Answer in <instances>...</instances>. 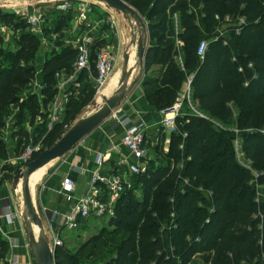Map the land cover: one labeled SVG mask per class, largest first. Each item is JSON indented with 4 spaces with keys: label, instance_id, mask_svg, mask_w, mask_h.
Instances as JSON below:
<instances>
[{
    "label": "trees",
    "instance_id": "obj_1",
    "mask_svg": "<svg viewBox=\"0 0 264 264\" xmlns=\"http://www.w3.org/2000/svg\"><path fill=\"white\" fill-rule=\"evenodd\" d=\"M123 1L131 4L148 25L151 43L145 74L153 66L162 69L160 80L149 81L151 77L144 80L150 104L159 112L171 108L187 77L194 75V103L226 129L191 115L185 107L186 115L176 120L177 131L172 133L169 151L164 153L158 146L154 151L162 154L160 162H150L144 175H132L134 188L124 193L116 204L115 217L110 221L122 235L109 239L99 236L98 246H92L94 251L88 257H83L85 249L73 254L64 246L59 247L54 252L55 264H178L168 259L170 246L178 253L180 264H191L197 257L204 264H264V178L262 189L252 185V172L240 165L234 149L235 139L240 138L247 159L254 168L259 165L264 169V135L260 132L264 129V0ZM175 15L181 26L178 36ZM217 15L222 20L227 15L235 20L244 17L246 25L240 35L232 34L227 44L222 39L210 40L201 60L198 46L207 40L204 33L212 34L216 30ZM59 19V24L65 26L70 22V17ZM176 38L184 43L181 49L184 71L176 60ZM2 40L0 36V127H3V115L11 106H20L47 119L45 110L58 92L57 74L73 73L77 50L58 44L60 51L49 56L43 66L41 98L35 94L22 101L23 92L37 76L41 38L25 31L15 51L2 50ZM98 46L101 43L96 41L92 47L91 70L78 77L77 83L86 81V87L78 101L69 102L66 120L93 100L95 89H89L90 79L96 74ZM250 64L253 69L249 68ZM240 67L244 69L242 73ZM155 84L160 87L149 91ZM235 125L239 135L231 130ZM61 128L58 124L46 133L45 150L66 134L58 133ZM7 158L0 140V159ZM182 161L184 176L189 180L186 186L179 180L177 168ZM24 167L20 165L19 169ZM200 187L212 192L207 209L197 207ZM138 188L142 189L140 200L134 197ZM169 225L170 233L162 238L158 230ZM10 251V243L0 233V263H7Z\"/></svg>",
    "mask_w": 264,
    "mask_h": 264
},
{
    "label": "rangeland",
    "instance_id": "obj_2",
    "mask_svg": "<svg viewBox=\"0 0 264 264\" xmlns=\"http://www.w3.org/2000/svg\"><path fill=\"white\" fill-rule=\"evenodd\" d=\"M76 0H73L75 2ZM87 1V0H86ZM33 2V1H31ZM54 1L50 2H36L37 4L34 5L35 10H41L43 14V33L41 34L40 38L42 41V45L39 47L38 56L36 60V66H40L43 63H45L46 59L53 55L55 52H59V46L58 44H65L67 45V42H73L78 41L79 37L74 36L76 34H72L70 31H72L74 24L75 16L71 13V11H64L62 6L60 4H54ZM89 2L90 5V11L91 13L96 11L98 8H104L108 9L110 13L112 14L113 19L116 20V25L119 27V24L121 26V30L125 29L126 35L129 37L130 33H136L137 29L134 24H130L124 17L117 13L114 10H110L105 4H100L97 2ZM97 3V4H95ZM23 2L19 0H0V25L8 28V37L5 40H2L1 49L7 50V51H15L17 49V45L20 42V38L22 33L31 32V29L28 27V24L26 20L21 17V10L23 7ZM130 6H132L130 4ZM133 7V6H132ZM134 8V7H133ZM99 10V9H98ZM229 16V15H227ZM226 16V17H227ZM59 17H70V22L68 25L65 26V24H59ZM106 17V16H105ZM225 17V18H226ZM230 22L233 21L234 17L231 16ZM224 18V20H225ZM105 19V18H104ZM222 19V18H221ZM235 20V19H234ZM223 21V20H222ZM119 22V24H118ZM106 26H110L105 24ZM238 24L231 25L229 24H223L220 23L216 30L212 34H208L207 32L204 33L207 35L206 41H212L215 40L217 37H220L222 40L227 41L231 39L232 34H236L235 30L237 28ZM70 30V31H69ZM123 32V31H122ZM204 35V36H205ZM130 38V37H129ZM209 38V39H208ZM106 41L101 43V46L106 45ZM129 41V40H128ZM130 43V42H127ZM210 43V42H209ZM108 44V42H107ZM72 46V45H71ZM103 47V48H104ZM41 57V58H40ZM43 57V60H42ZM95 66V64H93ZM123 65H118L115 72L112 75V80L108 87H106L101 93H97L94 90L93 100L87 104V106L81 110L76 116H74L70 120H66L64 117H62V122L60 123L62 125V128L58 131L60 132H67L69 128L73 127L77 122L80 120L94 114L97 110H99L103 105L104 101L102 99V96L109 95L110 92L114 87H116L119 83V75L115 76L116 73H118V69L120 68V71L122 70ZM155 71H149L148 73L143 75L141 77L140 81L143 82L141 84L144 85V80L146 77L149 81L156 82L161 79L162 75H160V68H156ZM137 73V72H135ZM131 79V82L134 81V75ZM63 78L67 77L70 73H64L62 72ZM94 75V74H93ZM96 75V74H95ZM94 75V77H95ZM149 75V76H148ZM115 76V77H114ZM114 77V78H113ZM122 78V74H121ZM147 79V78H146ZM91 81V79H90ZM89 81V82H90ZM92 86L90 85L89 90H93V80L91 81ZM86 81L82 82L79 87H71L69 91L71 90L72 95L70 96V102L78 101L81 97V91L86 87ZM160 87V84H155L152 86V88H149V91H153L156 88ZM147 92V89H145V93ZM110 97V96H109ZM109 99V98H107ZM46 111V110H45ZM47 112V111H46ZM48 113V112H47ZM235 114V113H234ZM238 115L235 114V120H237ZM3 121V127H0V140L4 144V147L8 153V160H2L0 159V170L4 169L7 170L6 174L3 176H0V200L1 204H4V207H11V211L13 214H16L17 220L15 225V230L20 231L22 236H24V241L27 251V255L24 258L25 264H36L35 259L33 257L31 248L29 246L28 238L25 234V226H24V220H23V195H22V189L21 187L18 188L17 191H14L13 185H14V178L17 175L18 171L20 170V165L16 163H11L10 160L17 159L18 156L22 154V152L29 146L33 148H37V151L35 155H39L41 152L45 150V146L43 144L44 136L49 131L48 125H49V116L47 119L41 118L40 114L35 115L33 113H30L27 110H22L20 106L11 107L7 114H4L2 117ZM47 127V128H46ZM47 129V130H46ZM232 130H238L237 125H235V128ZM239 131V130H238ZM244 132V131H242ZM236 135H239V133L234 132ZM261 137V136H260ZM258 137V139H262ZM238 139V138H237ZM240 139V138H239ZM236 140V139H235ZM153 142H149V145H152ZM161 148L162 146H165V143L160 144ZM150 148V147H149ZM166 148V147H165ZM155 148L152 150V156H160L162 154H155ZM154 151V153H153ZM34 155V156H35ZM158 156V157H159ZM186 160V159H185ZM247 162V166L249 171L252 172V176L254 179V182L251 181L252 185H257V189H260L263 187L261 185L262 178H264V169H261L262 166H259L254 168L253 163L250 159H245ZM239 161V160H238ZM240 163V161H239ZM184 164V161L180 162L178 168L179 170V180H182L183 185H188L185 183V180L188 179V177L184 176V168L182 167ZM263 165V164H262ZM44 173L49 177V168H43L39 172H37L32 178H31V191L33 194L35 205L38 209V211L42 214L41 210V204L40 199L42 197V182L40 183ZM40 183V184H39ZM39 184V185H38ZM134 188V185L132 183V188ZM200 198L197 201V207L198 209H207L208 203L212 200V196L210 195V192L206 189L199 190ZM134 197L137 200L142 199V189L138 188L134 192ZM155 200V199H154ZM174 202V198H171V203ZM175 215V214H174ZM172 217V215H171ZM174 218V217H172ZM57 229H60L57 228ZM2 231V230H1ZM1 235L3 232H1ZM5 231V230H4ZM171 227L169 226H162L158 233L162 238H166V235L170 233ZM36 235L38 233L35 230ZM122 231L114 226H112V222L108 217H102L95 220H91L90 222L84 223L82 222V227L78 231L70 232L66 229H63L61 231L60 237L62 238V241L64 243V248L73 254H78L82 249H85L86 252L83 254V257H88L91 253H93L92 246L97 245L96 239L99 236H104L105 239H109L111 237H115L116 234L122 235ZM48 236V233H47ZM51 240H49L50 242ZM95 247V246H93ZM168 259L176 261V263L180 264L179 255L175 251L174 247L170 246L167 251ZM7 261V259H6ZM5 263V262H4ZM0 263V264H4ZM191 264H204L203 261L197 257Z\"/></svg>",
    "mask_w": 264,
    "mask_h": 264
},
{
    "label": "built area",
    "instance_id": "obj_3",
    "mask_svg": "<svg viewBox=\"0 0 264 264\" xmlns=\"http://www.w3.org/2000/svg\"><path fill=\"white\" fill-rule=\"evenodd\" d=\"M23 2V7L20 12L21 17H23L28 27L31 29L32 33L41 36L43 33V12L41 10H35L34 5L36 2L31 1H21ZM62 8L64 11H73L74 10V24L77 27L83 26L90 20L91 9L89 2L86 0H62ZM218 23L223 24H231L235 25L238 24L235 32L236 35H240L242 32V28L246 25V19L244 17H240L237 20L230 22L231 17L227 16L225 20L222 21L219 15L215 18ZM175 20V31L176 36L181 31V26L179 23L178 15L174 16ZM110 25L112 34L114 36H118L119 30L118 26L116 25L115 19H110L108 22ZM8 34V28L0 25V35L5 36ZM221 39L217 37L215 41ZM95 38L89 35L84 36L82 39L78 41L75 45V49L78 52L77 59L74 64V69L72 75L64 81L63 84H60V87L65 86L69 82H75L79 75L84 71H90L92 66V47L95 45ZM227 44V41H224ZM184 47V43L176 38V50H177V63L184 71V63L183 57L181 53V49ZM209 48V42L204 40L200 42L197 55L198 57L203 60ZM120 60V53L119 51H114L110 49H104L98 52L96 57V66L95 71L96 75L93 81V88L97 93H101L108 85L111 77L114 73V70ZM250 69H253V64L249 65ZM239 71L242 73L244 69L242 67L239 68ZM63 76L57 74V79H61ZM193 80L194 75H189L187 77V81L184 84V87L178 96L175 104L168 109L162 110L160 112L161 116L163 117L162 125L163 127L174 133L177 131V124L176 120L179 117H183L186 114L184 113L185 107L188 108L191 115H194L198 118L204 119L215 124L217 127L224 128L219 122L215 119L211 118L206 113L199 110L198 106L193 101ZM75 86H78L74 84ZM247 86V84H245ZM38 89H42V86L37 85ZM38 93V92H35ZM65 104L59 102L56 99L54 102L51 103V106L48 108V116H49V131L53 130L54 127L62 122L63 114L65 113ZM111 119L119 120V112L113 111ZM232 130V129H231ZM236 133H239L238 130H232ZM264 135V129L260 131ZM187 135H184L186 138ZM122 144L124 148L130 153V156L134 160V163L128 162L127 159H124L121 162V165L127 166L128 170L121 172L120 170L116 169H109L108 172H104V164H105V157L99 155L97 157V169L93 172L91 177V187L87 194L80 198H75V191L76 185L73 179L69 176L65 177L61 183L59 193L62 194L66 201L68 202V210L66 212H59L57 210L53 211L54 217H60V221L57 227V220L53 219L48 224V240H51L50 247L55 252V250L59 247H63L64 243L62 238L59 234L63 229H66L70 232L78 231L81 226L82 222H90L91 220H95L102 217H108L109 219L115 217V207L120 199V197L126 193L127 191L131 190L132 188V175H144L148 172L150 168V162L155 160L154 156H152V150L159 146L158 142L155 141L152 145H149L148 139H146V135L144 131L140 130L139 128H132L129 129L122 139ZM150 147V148H149ZM181 149L184 147L181 146ZM234 149L236 153L237 160L240 161V165L244 168L248 169V164L246 162V154L243 151V142L241 139H236L234 141ZM37 151V148H33L31 146L27 147L17 159L10 160L11 163H16L19 165H27L28 163L32 162L34 159V155ZM154 152V151H153ZM168 152V150H166ZM8 160V159H7ZM238 161V162H239ZM183 167V166H182ZM180 168V167H177ZM6 172L4 169L0 170V176L5 175ZM254 182V180L252 181ZM186 184H189V180H185ZM252 184V183H251ZM261 187L260 189H262ZM203 187H200L199 190H203ZM210 192V191H209ZM212 196V192H210ZM262 196V193H258V197ZM259 202V198L257 199ZM17 215L13 214L11 211V207H3L0 200V230L2 229L3 223L6 226H14L17 220ZM174 217V213L172 214ZM60 229H57L59 228ZM46 233V235H47ZM6 264H22L18 261V259L7 261Z\"/></svg>",
    "mask_w": 264,
    "mask_h": 264
},
{
    "label": "crops",
    "instance_id": "obj_4",
    "mask_svg": "<svg viewBox=\"0 0 264 264\" xmlns=\"http://www.w3.org/2000/svg\"><path fill=\"white\" fill-rule=\"evenodd\" d=\"M53 3L60 4L62 6V0H57L54 1ZM98 9H96V11L91 13L89 22H87L86 24L80 27L74 25L72 31L70 30L69 31L72 34H76L74 36L75 37L78 36L79 40L86 35L94 37L95 40L98 41V43H102L105 42V40H107L105 47L104 46L97 47V53L106 48L110 50L112 49L114 51L116 50L119 51L120 60L117 66L122 64L123 67L121 71L120 68L118 69L119 72L116 73L115 76H118L120 74L119 75V83H120V81L122 80L121 74L123 73V68L125 63L124 55L126 53H129L130 55V62H129L130 68L136 67L138 63V54L136 48L135 46L131 45L133 33L132 34L130 33L129 35L130 38H129L125 33V29L121 30V26L118 22L119 35L114 36L112 34L111 27L105 25V24L108 25L107 22L110 19H113L114 17L110 13V11H108V9H104V8H98ZM72 13L74 14V10L72 11ZM0 36L4 40L8 37V35L5 36L0 35ZM78 41L67 42V46L72 45L73 47H75ZM42 44L43 43L41 41V45ZM43 66L44 63L39 67L37 66L38 72L36 79L30 84L28 89H26L23 92V95L21 96L22 101L27 100L30 96L35 94L39 95V97L41 98V91L44 89ZM156 68L158 69L160 68L159 70L161 74L162 69L159 66H153L150 72L157 70ZM134 73H135L134 79L135 78L136 79L132 82L130 80V84L134 83L139 78L141 79L143 75L145 76V71L143 75H141L139 68L134 69L133 74ZM133 74L131 76V79L133 77ZM61 75L63 74L61 73ZM71 75L67 76L66 78L65 77L64 78L62 77L61 79L58 78V82H57L58 92L52 101L54 102L56 99H58L59 102L65 104L66 107L65 111L70 102L69 100L70 96L72 95V92L71 90L69 91V89L71 87L77 88L81 85L77 83L78 80L77 78L76 83L69 82L63 87L59 86L60 84H63L64 81L67 80ZM91 78H92L91 81L92 80L94 81V77ZM111 80L109 81L108 85L110 84ZM140 82L141 81H139L134 86L133 90L128 93L126 99L122 102V105L115 109V111L119 112V120H114L109 118L98 129H96L94 132L88 135L83 140V142H81L78 146H76L64 158L51 162L50 164L44 167V168L47 167L49 168V177L46 178L47 175L44 173L40 181V183L42 182L41 184L42 197L40 199L42 214L38 211L39 208L37 209V211L43 221L44 230L46 233L48 230V224L51 220L56 219L58 221L57 227L58 225H60L59 224L60 217H54L53 211L57 210L61 213V212H66L68 210L69 204L66 201V198L59 193L61 183L65 177L69 176L75 182L76 185L75 198L78 200L84 197L91 187V177L93 172L96 171L97 169L96 161L99 155L105 157L106 162L104 164V172H108V170L112 168L116 170H120L121 172L127 171L128 170L127 166L121 165V162L124 159H127L128 162L130 163H134V160L130 156V153L124 148L122 144V139L124 137V134L129 129L135 127L139 128L140 130L144 131L146 135V139H148V142L154 143L155 141H157L159 146L161 142L165 143V146H162L163 147L162 150L164 153H167L166 150L169 151L172 133L163 127L162 125L163 117L160 114L161 111L159 112L156 109V107L151 105L150 102L147 100V96L145 93V86L141 84L143 82L141 83ZM74 84L78 86H75ZM37 85L42 86V89L41 88L38 89ZM108 85L106 87H108ZM117 88L118 85L112 89L109 95L102 96L103 101L105 102L107 98L111 99L114 96ZM50 106L51 104L48 106V108ZM11 107H15V106H11ZM63 117L65 118V113L63 114ZM158 156H154V158L157 162H160L159 160L161 158L160 156L159 157ZM6 171L7 170H5V172ZM2 206L4 207V204H2ZM3 225L4 226H2L1 229L2 231L1 230L0 231L3 232L2 233L3 238L7 240L11 245V251L7 256V261L18 259L20 263L25 264L24 258L27 255V251H28V249H26L25 247L26 244L24 241L25 237L22 236L20 231H16L18 229L15 230L16 223L14 226H10V227L6 226L5 223H3ZM16 226L18 227V225Z\"/></svg>",
    "mask_w": 264,
    "mask_h": 264
},
{
    "label": "water",
    "instance_id": "obj_5",
    "mask_svg": "<svg viewBox=\"0 0 264 264\" xmlns=\"http://www.w3.org/2000/svg\"><path fill=\"white\" fill-rule=\"evenodd\" d=\"M33 2H50L57 0H19ZM91 2H99L105 4L109 9L121 14L130 24H134L137 33L132 34L131 45L135 46L138 54V63L136 67L130 68V55H124V68L122 80L114 96L105 100L104 105L94 114L77 122L53 147L41 152L32 162L20 169L14 178V191L19 187L22 189L23 195V220L25 226V234L28 238L36 264H55L54 251L50 247L49 240L44 230L43 221L37 211L33 194L30 186L31 176L50 164L51 162L60 160L69 154L76 146L98 129L112 115L113 111L122 105L128 93L133 90L134 86L140 81V78L130 84L131 76L134 69L139 68L140 74L143 75L145 70L146 58L150 50L151 40L149 38L148 25L143 17L135 8L130 6L123 0H87ZM35 227L38 235L35 233Z\"/></svg>",
    "mask_w": 264,
    "mask_h": 264
},
{
    "label": "bare ground",
    "instance_id": "obj_6",
    "mask_svg": "<svg viewBox=\"0 0 264 264\" xmlns=\"http://www.w3.org/2000/svg\"><path fill=\"white\" fill-rule=\"evenodd\" d=\"M119 85V84H118ZM40 171V170H39ZM39 171H37V172H39ZM37 172H35L32 176H31V178L37 173ZM30 186H31V179H30ZM35 230H36V232L38 233V230H37V228L35 227Z\"/></svg>",
    "mask_w": 264,
    "mask_h": 264
}]
</instances>
